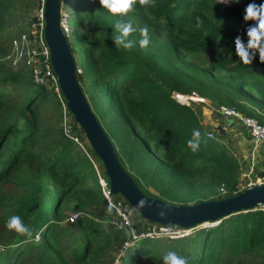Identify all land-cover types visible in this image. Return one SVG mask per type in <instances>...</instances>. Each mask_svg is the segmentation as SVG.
I'll return each mask as SVG.
<instances>
[{
    "label": "trees",
    "instance_id": "obj_1",
    "mask_svg": "<svg viewBox=\"0 0 264 264\" xmlns=\"http://www.w3.org/2000/svg\"><path fill=\"white\" fill-rule=\"evenodd\" d=\"M250 2L156 0L154 7H144L137 0L134 11L121 16L103 9L99 0L72 1L66 38L74 57L75 46L80 52L76 77L95 115L98 111L112 130L117 143L109 138L122 167L144 194L192 204L245 188L236 157L207 137L213 130L207 117L171 93L195 91L264 125L259 111L264 63L258 53L251 64L242 63L234 43L237 36L247 42L252 21L245 22L243 12ZM39 4L0 0V59L19 32L8 25ZM196 17L203 20L199 29ZM117 21H131L137 29L129 37L136 42L131 50L113 43ZM145 27L150 43L141 48L139 29ZM61 118V102L51 87L35 83L23 64L10 68L0 60V244L7 242L0 247V264H113L117 255L118 264H163L168 251L188 264H264L261 205L176 237H132L111 222L107 228L104 221L113 213L104 208L94 161L63 133ZM74 125L81 128L75 120ZM194 130L201 132L196 152L187 146ZM62 201L64 209L78 211L73 228L62 222ZM95 207L104 208L101 218L92 215ZM14 215L31 237L7 227Z\"/></svg>",
    "mask_w": 264,
    "mask_h": 264
},
{
    "label": "water",
    "instance_id": "obj_2",
    "mask_svg": "<svg viewBox=\"0 0 264 264\" xmlns=\"http://www.w3.org/2000/svg\"><path fill=\"white\" fill-rule=\"evenodd\" d=\"M60 3L61 0H45V39L50 48L51 63L58 76L68 110L103 163L111 194L120 193L143 219L161 224L178 225L187 230L186 233L196 226L216 224L230 214L247 211L264 204V183L245 187L233 196L192 204H174L144 194L131 175L122 167L107 132L82 92L76 77L75 57L59 24ZM232 123V119H229V125L226 126L213 120L208 122L219 135H224ZM240 137L247 139L244 134ZM261 146H264V141L256 145L257 153ZM142 200L146 201L144 205L140 204ZM161 210H164V215L160 214Z\"/></svg>",
    "mask_w": 264,
    "mask_h": 264
},
{
    "label": "built area",
    "instance_id": "obj_3",
    "mask_svg": "<svg viewBox=\"0 0 264 264\" xmlns=\"http://www.w3.org/2000/svg\"><path fill=\"white\" fill-rule=\"evenodd\" d=\"M45 0H40L39 6L36 7L35 13L29 19L26 27L19 33L17 37L12 39V52L14 59L17 60L22 58L26 63L28 70L31 72V79L41 85L51 87L55 91L59 92L58 78L52 67L50 58V48L45 39ZM60 15L59 24L62 32L68 36L70 33L73 17L70 18L69 10L63 7V1L60 3ZM172 97L175 98L182 104L191 106L194 108V103L206 104L208 105V112H217L222 116L230 118L233 120V124L230 128L226 129L224 135H219L213 130L206 131V135L209 138H216L223 146L227 147L231 153L236 157L237 161L241 165L243 171V163L250 156V163L247 169L243 171V175L246 177L244 185L240 184V187H248L254 184L264 183V168L261 172H258L255 176L251 175L254 172V158L256 145L264 141V125L259 123L258 120L252 116L245 115L241 111L230 107L225 104H213L209 103L208 99L204 96L199 95L195 91L191 92H181L173 90L171 93ZM237 126L234 127V125ZM62 130L65 135H67L74 143H76L81 149L87 150L83 143V138L86 136L80 130V133L76 132L74 129V119L70 112L67 110L66 104H63V115H62ZM247 132V137L251 142V147L249 148L248 154L244 157L243 155L237 154L234 148H231L232 138L237 137V133L241 131ZM87 139V138H86ZM232 149V150H231ZM264 158V155H263ZM101 193L104 196L105 203L107 207H112L113 218L111 223L114 228L123 229L128 235L132 237H176L185 234L186 230L178 225H174L176 228L166 229V224H161L157 222L148 221L149 224L160 225L161 230L156 232L153 230L152 226L146 227L144 229H139L137 220L135 219V209L134 207L120 194H111L106 184L99 180ZM264 210V204L260 206ZM77 218L76 213L71 216V220L75 221ZM165 226V227H164ZM35 239L39 240L38 234L35 235ZM129 242L124 243V247L128 245Z\"/></svg>",
    "mask_w": 264,
    "mask_h": 264
},
{
    "label": "clouds",
    "instance_id": "obj_4",
    "mask_svg": "<svg viewBox=\"0 0 264 264\" xmlns=\"http://www.w3.org/2000/svg\"><path fill=\"white\" fill-rule=\"evenodd\" d=\"M140 6H155L156 0H138ZM219 3L236 2L239 0H217ZM99 3L103 9H106L113 15L126 16L128 13L134 11L137 4V0H99ZM243 19L245 22L252 21L246 29L247 42L237 36L235 38V51L242 63L251 64L256 53L259 54L260 62L264 63V2L257 4L255 0H251L246 5L243 12ZM196 28L199 29L203 26V20L200 17H196ZM137 31L133 27L131 21H117L114 25L112 34V40L117 48L124 50H131L135 46V41L129 39L130 35ZM141 39L139 45L141 48H147L150 43L148 37V29L140 28ZM67 106V105H66ZM68 109V108H67ZM73 116V115H72ZM75 120V119H74ZM201 142V132L194 130L192 137L187 140V146L196 152L199 150ZM146 201H140L141 205H144ZM108 212H112V207L108 208ZM161 215H164V210H161ZM107 220L104 221L106 225ZM7 227L10 230H14L21 235L31 237V230L25 226L19 216H11L7 221ZM163 264H188L187 258L178 255L175 251H168L162 258Z\"/></svg>",
    "mask_w": 264,
    "mask_h": 264
},
{
    "label": "rangeland",
    "instance_id": "obj_5",
    "mask_svg": "<svg viewBox=\"0 0 264 264\" xmlns=\"http://www.w3.org/2000/svg\"><path fill=\"white\" fill-rule=\"evenodd\" d=\"M62 1H63V7L67 8L70 11L69 12L70 18L73 17L74 14H73L72 1H74V0H62ZM35 9H36V7H34L29 12L27 10L26 11L25 10L24 11H21L19 13L16 21H14L13 23H11V24L8 25L7 30L13 31L15 33L19 31L12 39H14L15 37H17L19 35V33L26 27L27 23L29 22L30 16L33 15V13H35ZM73 50H74V48H73ZM75 50L73 51V52H75V57L78 59V61H80V52H79L78 46H75ZM0 60L6 62L10 68H12V67H18L19 65L23 64L24 65V69H25V74L30 78L31 72H30V70H28V67H27L26 63L24 62V60L22 58H19L17 60L14 59L13 52H12V43L10 44V52L8 54H6V55H3ZM57 78H58V76H57ZM58 85H59V82H58ZM53 91L56 93L59 101L61 102V111H62V115H63V104H66V100L63 97L64 95L61 92L60 86H59V92L55 91L54 89H53ZM259 101H261V100L259 99ZM261 103H262V108L259 107V111L262 114H264V102H261ZM193 106H194V108L196 109L197 112H200L201 111L202 114H204V113L205 114H208L209 113L208 112V107L209 106L206 105V104H200V103H196L195 102ZM53 111H54V109H52V108L49 109V112H53ZM96 116H97V119L100 121L101 125L104 127V129L107 132V134L109 135V137L112 138V140L115 143H117L116 139L113 136L112 130L107 126V124L105 123L104 119L102 118V116L99 114L98 111L96 113ZM60 126H61V129H62V118H61ZM74 129L78 133H80V130H82L81 128L75 127V125H74ZM82 133L85 135L84 131H82ZM244 133L246 134V136L248 135L245 130H244ZM83 143H84V145L86 146V149H87L86 151L85 150L84 151L88 154V156L90 157V159L92 161H94L95 177L97 178L98 183H99V180H102L103 183L106 184V181H107L108 184H109V179L104 174V166L102 167L99 164V162L96 161L95 155L92 152V147L90 146V144H89V142H88V140L86 138H83ZM250 147H251V145L248 147V152H249V148ZM249 163H250V156H248V164ZM253 163H254V166L253 167L255 169V172H258V171L261 172L263 170V168H264V158L259 154V152L257 153L255 151V158H254ZM246 165H247V162H246ZM245 179H246V177H245ZM245 179H242L240 181V184L244 185V183L246 181ZM108 189H109V187H108ZM59 206L61 207V211H62L61 213H64V216H65V218L63 219L62 222L64 224H66L68 227L73 228L74 227V223L71 220V216L73 214H75V212H78V211H74L76 209H67V208L64 209V201H62ZM104 206H105L104 208L107 207L106 203H105ZM104 208H101V207L92 208L93 209L92 210L93 211L92 212V215H94L95 217L101 218ZM84 212L87 213L88 211L87 210H84ZM134 215H135V219L137 220V224L139 226V229H144L146 227L152 226L153 230H155L156 232L162 231L160 225L149 224L147 220H145V219H143L141 217L140 213L136 209H135ZM110 218L111 217H109V219ZM107 219H105V220H107ZM107 221H108V223L106 224V227L107 228H110L109 227L110 226L109 223L111 222V220H107ZM200 226H196L194 228H197V227H200ZM165 228L166 229H173V228H176L177 229L178 227L174 226L173 224H166V227ZM194 228H192L191 230H193ZM13 239H14V237L12 238V240ZM1 244H0V247L1 246H4V245H7V242H4L3 241V242H1ZM119 258H120V255L119 256L117 255V258L115 259V261H114L113 264H116V262L119 263V260H120Z\"/></svg>",
    "mask_w": 264,
    "mask_h": 264
},
{
    "label": "crops",
    "instance_id": "obj_6",
    "mask_svg": "<svg viewBox=\"0 0 264 264\" xmlns=\"http://www.w3.org/2000/svg\"><path fill=\"white\" fill-rule=\"evenodd\" d=\"M204 115L207 117L208 122L210 120H213V121L219 122L222 126L229 125V119L230 118L222 116L221 114H219L217 112H211V113H208V114L204 113ZM236 126H237V124H235L232 129H234ZM237 134H238L237 137L234 136L232 138V145H230V147L234 148V150L237 152V154L243 155L245 157L248 154V147L251 145V142L248 139V137H247V139H245L244 137H240L241 134L246 135L244 133V131L238 132ZM259 154L263 157V155H264V146L260 147ZM246 162H247V160H246ZM247 166H248V162H247V165H246L245 161H244V163H243V171H245L247 169ZM258 172H255V170H254V172L251 175L255 176ZM242 179H245L243 173L241 175L240 181Z\"/></svg>",
    "mask_w": 264,
    "mask_h": 264
}]
</instances>
